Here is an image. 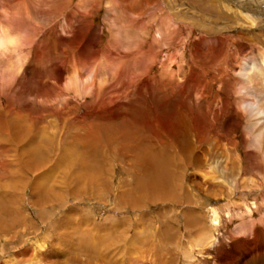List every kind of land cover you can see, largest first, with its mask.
Wrapping results in <instances>:
<instances>
[{
    "label": "bare ground",
    "instance_id": "6f19581e",
    "mask_svg": "<svg viewBox=\"0 0 264 264\" xmlns=\"http://www.w3.org/2000/svg\"><path fill=\"white\" fill-rule=\"evenodd\" d=\"M61 1L0 0V148L8 154V158L12 155L19 159L48 160L55 156L63 160L80 155L84 159L96 160L103 154L100 147L104 144L103 139L111 142L110 145H114L112 141L115 140L117 146L134 140L138 142L139 149L135 156L143 165H146L144 161L149 164L146 169L144 167L135 187L142 190V194H147L150 200L189 204L191 209L186 211L185 223L187 229L198 223L194 218L199 212L193 209L194 200L200 202L197 190L201 192L203 189L205 195L213 198L222 196L226 191L235 193L236 190L252 188L253 181L245 177V169L256 172L264 167V47L258 55L239 62L240 65L235 67L236 78L224 72L221 83H218L220 86L217 85L216 91L211 92L220 76L217 78V74H213L210 77L206 68L229 71L223 53L214 46L219 36L203 33L196 41L187 78L184 80L179 76L181 78H175L173 82L177 71L168 66L166 59H171L162 53V46L170 43L171 33L175 30L172 20L170 25L165 21L160 22L147 48H143L144 36L126 30L124 21L113 7L120 3L126 13L133 14L134 2L129 0L126 5L125 0H107L105 17L114 30H109L108 44L99 47L103 36L101 28L91 24L89 17L79 19V14L91 16L94 13L88 9L80 12L83 8L81 4L86 0H80L74 11L67 15L63 14V9H66L68 2L59 5ZM161 3L157 4L158 9L164 8V3ZM152 5L155 4L151 0H140L136 10L144 6L151 8ZM58 13H62L64 19L60 35L58 33L55 39L54 50L61 49L63 45L72 47L74 42L81 52L77 57L68 56L64 61L56 59L47 68L30 67L31 57L40 61L50 60L53 48L40 37L53 28ZM139 20L138 24L142 22ZM90 50L92 56L88 57L87 51ZM98 53L105 61L92 64L95 60L92 58ZM85 60L89 67L87 75L81 66ZM66 61L69 62L68 71ZM159 62L163 71L149 77L153 66ZM178 66V71L185 68L182 63ZM171 82L174 85L170 86ZM170 88L176 90L178 101L168 93ZM126 91H129L127 98L134 96L145 101L147 97L144 94L148 92L155 101L152 103L153 117L148 118L149 125H146L149 130L146 137L137 129L130 131L132 123H126L124 118L113 114L121 107H129L133 113L132 100L120 103ZM189 93L196 95L190 100L187 96ZM233 94H236L234 101ZM109 107L111 109L107 110ZM94 113L102 114L98 118V115L95 118L91 116L102 120V125L94 119L90 122L83 120ZM124 115L128 117L126 112ZM54 122H58L60 133ZM73 125H76L78 133H72ZM240 125L244 126L246 133L243 144L249 149L245 159L233 147V138L229 136L230 130ZM140 138L142 140L139 142ZM65 145L64 151H56V147ZM110 145L105 147L107 155L112 151ZM244 160L245 165L242 166ZM191 167L193 172L188 174ZM188 179H194V185L183 187L184 180ZM178 180L181 183L177 189ZM178 190H184L188 195L183 193L181 197ZM259 205L256 200L248 202L236 199L231 203L229 201L226 208L207 205L206 212L212 216L211 225L202 227L197 237L190 238L187 250H183L185 264H201V259L210 257L213 247L217 255L224 253L226 256H218L217 262L220 264H246L249 259H264V215L259 220L250 219ZM245 215H249V219L241 221L231 236H223V241L220 240L217 232L221 230L224 219L231 221L236 216L244 218ZM261 263L264 264V261Z\"/></svg>",
    "mask_w": 264,
    "mask_h": 264
},
{
    "label": "rangeland",
    "instance_id": "374dc122",
    "mask_svg": "<svg viewBox=\"0 0 264 264\" xmlns=\"http://www.w3.org/2000/svg\"><path fill=\"white\" fill-rule=\"evenodd\" d=\"M79 1L63 0L58 3L66 5L68 2L66 9H63L65 12L63 14L67 15L74 11ZM106 1H84L80 6L83 7L80 12H84L85 9L92 10L94 13L91 16L90 14L84 16L78 12L79 19L89 17L91 24L94 23L101 28L103 36L99 47L108 44L111 32L109 30H114L105 17ZM132 1L134 2L133 14L126 13L120 3L113 7L118 17L124 21L126 30H133L144 36L145 40L143 39L141 45L143 48H147L151 35L158 29L160 22L165 21L169 24L172 20V24H175L173 26L175 28L170 27L175 29L171 33L170 43L162 46L164 57L166 54L172 60L166 59L168 66L177 71L172 78L173 82L175 78L183 77L184 80L187 78L196 41L203 33L207 36L220 37L214 46L221 50L229 67V71L206 68L210 77L213 74H217V78L220 76L219 80L216 79V85L211 92L216 91L215 87L221 83L224 72H229L233 78H236L235 67L240 65L239 62L258 55L264 47V0H196V3L195 0H151L155 5L151 8L144 6L139 10H136V6L140 0ZM124 2L126 5L129 4V0ZM160 2L164 3H161L164 8L158 9L156 6ZM1 13L0 8V15ZM64 15L58 13L56 23L52 24L53 28L40 37L53 48L50 60L40 61L31 57L28 64L30 67L47 68L56 59L64 61L68 56L70 58L78 56L81 52L80 49L77 50L78 44L74 42L72 47L67 48L63 45L62 50L59 48L54 50L56 37L62 30L61 23ZM137 19L142 21L141 25L138 24ZM76 24L77 22L74 23ZM87 52L88 57L92 56L91 50ZM96 57L92 58L95 59L92 60V64L105 61L101 53H98ZM85 62L86 60L81 66L84 68L83 73L87 75L89 67ZM179 63L185 65V68L178 71ZM160 64L161 62L153 66L149 77L151 74L153 76L163 71ZM65 65L68 71L69 62L66 61ZM179 76L181 77L178 78ZM173 82L170 86L174 85ZM147 93L144 94L147 97L146 100L142 101L134 96L127 98L129 91H126V97L124 95L120 103H128L132 100L133 113L129 107L126 109L121 107L120 111L113 112L117 116L122 114L118 118H124L126 123L130 121L132 123L130 131L137 129L140 134L142 132L143 137L149 134L146 125H149L148 118L153 117L154 114L152 103L154 104L155 101ZM168 93L173 100L178 101L175 97L178 95L176 90L170 88ZM195 95L196 93L187 94L190 100ZM235 95L233 94L232 101L235 100ZM192 108L196 112V109ZM109 109L111 107L107 108ZM125 112L128 117L124 115ZM97 115L91 114L83 120L93 121ZM99 115L97 118L100 117ZM97 118L94 121L102 125L103 121ZM54 123L60 133L58 122ZM144 129L147 131L145 132ZM75 132L78 133L77 127L73 125L72 133ZM245 134L243 125L229 132V136L233 138V147L242 158L249 151L243 144ZM141 140L140 138L139 142ZM103 143L104 147L100 146L103 154L96 160L84 159L80 155L73 157L74 159L63 160L55 156V159L48 160L25 159L27 157L19 159L12 155L8 158V154L3 153L4 151L0 148V264H185L183 250H187L188 241L190 238L197 237L202 227L208 228L211 225L212 216L206 212L207 205L214 204L226 208L228 202L231 203L235 199L248 202L256 200L260 205L250 219L259 220L264 215V167L256 172L248 168L245 169V177L248 181H253L250 190L240 189L235 193L226 191L222 196L213 197L214 199L205 195L202 192L203 189L201 192L197 190L200 202H197V199L192 201L193 209L198 211L202 218L199 215L193 217L198 223L187 229L185 223L186 211L191 209L189 204L173 200H150L147 194H142V190L135 187L144 167L146 166V169L149 166L145 161L146 165H143L142 161L135 156L137 151L139 152L138 142L132 140L129 144L126 143V146L120 144L117 146L118 142L115 140L112 141L114 145H110L111 142L103 139ZM107 145L112 148H109L110 151L112 150L109 155H107V148L105 149ZM132 145L138 150H135ZM66 146L56 147V151H64ZM4 158L5 160L2 161ZM3 162L7 164L3 165ZM259 163L261 165L262 161ZM244 165L245 160L242 166ZM192 169V167L189 169L188 174L193 172ZM193 180H184L183 187L194 185ZM177 183L178 189L181 180ZM184 190L187 191V189ZM184 190H181L178 195L183 196ZM232 208L234 209L235 206ZM248 216L245 215L244 218L236 216L231 221H228V218L224 219L221 230L217 232L220 240L223 241V236H231L235 227L241 221L248 220ZM209 255V258L201 259V264H220L217 262L218 256L226 257L224 253L217 255L215 247L210 250ZM136 260L137 262L134 263ZM263 261L264 259L257 261L249 259L246 264H262Z\"/></svg>",
    "mask_w": 264,
    "mask_h": 264
}]
</instances>
